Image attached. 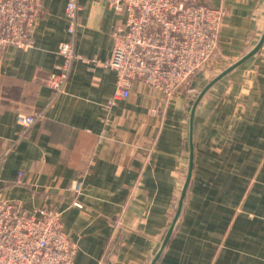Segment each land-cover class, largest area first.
<instances>
[{
  "label": "crops",
  "instance_id": "1",
  "mask_svg": "<svg viewBox=\"0 0 264 264\" xmlns=\"http://www.w3.org/2000/svg\"><path fill=\"white\" fill-rule=\"evenodd\" d=\"M39 1L32 44L0 47V197L58 210L73 264H151L191 160L181 211L154 264H264V38L195 106L213 72L194 75V97L134 81L128 98L108 105L115 73L93 60L109 58L121 15L78 0L79 58L52 97L45 82L70 38L67 0ZM206 1L225 12L218 49L233 64L261 38L264 0ZM20 115L36 117L26 127ZM76 178L77 193L68 190Z\"/></svg>",
  "mask_w": 264,
  "mask_h": 264
},
{
  "label": "built area",
  "instance_id": "2",
  "mask_svg": "<svg viewBox=\"0 0 264 264\" xmlns=\"http://www.w3.org/2000/svg\"><path fill=\"white\" fill-rule=\"evenodd\" d=\"M105 2L121 20L111 31L112 47L103 64L115 73V90L108 105L128 98L132 83L140 81L165 96L171 95L217 53L223 10L206 0H92ZM78 0H67L65 17L70 38L60 42L62 62L46 78L52 97L63 90L76 54L72 36ZM39 0H0V47L32 44ZM35 115H20L29 126ZM18 172L13 183H20ZM81 181L68 190L77 193ZM75 244L62 228L60 212L41 206L28 210L18 201L0 197V264H73Z\"/></svg>",
  "mask_w": 264,
  "mask_h": 264
},
{
  "label": "water",
  "instance_id": "3",
  "mask_svg": "<svg viewBox=\"0 0 264 264\" xmlns=\"http://www.w3.org/2000/svg\"><path fill=\"white\" fill-rule=\"evenodd\" d=\"M263 38H264V31H263V33H262V35H261V38H260L258 44H257V45H256V46H255V47H254L249 53H247V54H246L244 57H242L240 60L234 62L231 66L227 67V68H226L225 70H223L222 72H220L215 78H213V79L211 80V82H209V84L207 85V87L204 88V89L200 92V94L198 95V97L196 98L195 103H194V106H195L196 102L200 99V97L202 96V94L205 92V90H206V89H207V88H208L213 82H215V81H216L219 77H221L222 75L226 74V73H227L228 71H230L232 68L238 66L243 60H245L246 58H248L249 56H251L252 54H254V53L257 51V49L259 48V46L262 44ZM191 167H192V162H191V160H190L189 168H188V173H187V178H186V182H185L186 184L184 185V187H183V189H182V192H181V194H180V197H179V199H178V203H177V207H176L175 213H174V215H173V218H172V221H171L170 226H169V228H168V231H167V233H166V235H165V237H164V240H163V242H162V245H161L159 251L157 252V254H156V256H155V258H154V260L152 261L151 264H154V263H155V261H156V259L158 258V256H159L161 250L163 249V247L165 246V244L168 242L169 237H170V235H171V232H172V230H173V228H174V226H175V223H176V221H177V219H178L179 213H180L181 208H182V201H183V198H184V195H185L186 185H187V182H188V180H189V176H190V172H191ZM112 264H119V263H112Z\"/></svg>",
  "mask_w": 264,
  "mask_h": 264
},
{
  "label": "rangeland",
  "instance_id": "4",
  "mask_svg": "<svg viewBox=\"0 0 264 264\" xmlns=\"http://www.w3.org/2000/svg\"><path fill=\"white\" fill-rule=\"evenodd\" d=\"M222 8V7H221ZM223 10V8H222ZM224 10H223V16H224ZM222 16V18H223ZM222 22V19H221ZM217 45H218V41H217ZM232 62L230 60H227L225 58V56L223 54H221L219 52L218 46H217V53H216V57L213 60L207 61V63H205V65L200 68L199 70H197L194 74H192L181 86L180 88H184L183 90L189 93H186L187 95L190 94L191 97H194V95L196 94L197 90L194 89L193 87L190 86L191 84V80L194 77V75L196 73H198L200 70L206 71L207 74H209L210 72L213 74L212 76H209V79L214 78L217 73L219 74V71H223L225 70L228 66H231ZM216 70V71H215ZM208 79V80H209ZM198 94V93H197ZM170 96V95H169ZM174 214V213H173ZM173 217V215H172Z\"/></svg>",
  "mask_w": 264,
  "mask_h": 264
}]
</instances>
